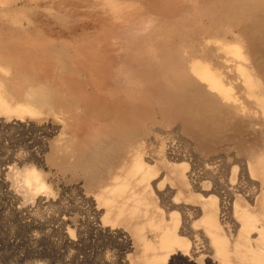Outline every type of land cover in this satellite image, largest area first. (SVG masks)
Returning a JSON list of instances; mask_svg holds the SVG:
<instances>
[{"label":"rangeland","instance_id":"1","mask_svg":"<svg viewBox=\"0 0 264 264\" xmlns=\"http://www.w3.org/2000/svg\"><path fill=\"white\" fill-rule=\"evenodd\" d=\"M263 5L0 0V264H142L138 226L153 246L160 227L187 239L189 250L167 264H228L205 248L216 230L205 220L208 197L226 204L216 215L229 241L249 214L252 242L264 246V175L250 170L264 154V113L239 70L257 76ZM194 64L233 98L210 88ZM256 84L264 96L263 80ZM139 149L151 169L161 166L157 175L112 192ZM25 169L40 170L51 193L22 185ZM100 193L124 203L123 217L107 222ZM155 251L162 264L169 250Z\"/></svg>","mask_w":264,"mask_h":264},{"label":"bare ground","instance_id":"2","mask_svg":"<svg viewBox=\"0 0 264 264\" xmlns=\"http://www.w3.org/2000/svg\"><path fill=\"white\" fill-rule=\"evenodd\" d=\"M262 27H264V24L262 25ZM253 58L255 60V65H254L255 74L258 76V80H263V82H264V47L260 48L254 54ZM192 69H193V72L201 78V80H205L208 82V85L210 88L217 90L225 98H233V96L230 94V89H226L222 85V83L220 81H218V79L212 74V71L209 68L200 66L198 64H194ZM239 70L246 77V80L248 81V88H249L250 92L255 94L256 96H258V98H259L258 102H256V101L255 102L259 106L262 107V110L264 113V98H261L264 96H259L255 92V89L257 88L256 82H258V80L256 79L257 76H256V78L250 76L247 72H244L245 68L242 66H239ZM197 101H198V99H197ZM25 107H26V105H22V104L18 105V108L22 112L26 111ZM223 107L224 108H222L221 110H223V111L227 110L226 113H229L228 116L232 115L230 108L227 109L228 106H223ZM231 118H232V116H231ZM19 119L22 120V118H19ZM238 121L239 120H237L236 124L238 123ZM219 122H221V119L219 120ZM134 140H135V138H134ZM136 141H137V139L135 140V142ZM257 153L258 154L256 157V165H255V167L251 166L252 168L250 167V170H255V171L258 170L262 173V175H264V154H261L259 152H257ZM74 156H75V153H74ZM168 156L171 160H178L180 158L179 151L176 150V148L169 149ZM69 157H71V156H69ZM120 157H122V155ZM65 159H67V157ZM115 165H116V163H115ZM181 165L186 167L185 163H182ZM128 167H129L128 170L125 171L126 172L125 175L123 172L121 174H118L117 178L115 179V180H118V179H120V177H122V179H125V183L121 182L120 186H119V184L117 186H115V184L111 185L112 187L111 186L110 187H111L112 192L119 191V190H123V192H125L130 186L132 187V189H134L133 187L142 183L143 180H145L146 178L155 177L159 171V168H161V166L158 165V168H157L158 171H156L155 169H151V167L146 165V162L143 158L142 149L135 151L134 156L132 158V161ZM192 175L193 174H191V176ZM188 176L191 177L190 175H188ZM17 178L20 179V183L24 186H29L30 184H32V182L33 183L35 182L37 184L36 189H37L38 195L51 193L50 192L51 191L50 186L48 185V183L44 179L43 175L41 174V171L38 169H32V170L25 169L23 171H19ZM131 178L132 179L136 178L135 179L136 181L133 180L134 183H132L133 181ZM194 179H195V177H194ZM195 181L196 180H194L193 182L197 183V181L196 182ZM94 183H95V181H94ZM195 187L199 188L198 190L201 189L200 190L201 192H202V190H204L201 187V184H199V182H198V184L195 185ZM127 191H129V190H127ZM182 191L183 190L181 189L180 193ZM30 194H32V193H30V191L27 190V193L25 194V196H29ZM204 196H206V195H204ZM98 200L101 203H104L103 205L107 207V213H106V215L108 216L106 218L107 222H110V218H112V217L109 215L112 213H115L117 218L123 217V215L125 213L124 203L121 204L117 200H112L110 197V194H108V193H100V198H98ZM175 202L176 201L173 199L170 200V205H174ZM220 204H219V208H218L217 201L214 197H208L203 203L204 206L209 207V212H208L206 219H205L206 223L208 224L209 227L216 229L215 231H213L212 229H209L207 232L209 237L207 235H206V237H204L205 248L207 249V251H210V253H212L214 257L219 256V255L224 256L227 259L228 264H264V246L260 245V243L252 242L253 237H251V235L249 233L254 228L257 227L256 224L253 223V218L251 217V215L244 214V216H243L244 224H243V227L240 228L238 235H237V238L234 241L233 240L229 241V239H227L222 234V232L220 231L221 225L219 224L220 222L218 221L217 215H216L218 209L222 210V211H224L226 209L225 208L226 204H224V203H223V205H220ZM106 207H104V208L106 209ZM160 228H162V229L160 230V233L158 235L159 240L156 243V245H154V246H153V244L151 245L149 239L145 236L144 231H143V227L138 226V227L134 228V231L139 236V240H140V243H141L142 248H143L142 249V255L140 256V260H139L142 264H156L157 259H158V254L155 251V246L159 247V245H160V248L163 246L169 250V252L166 254L164 259L162 260V264H167L169 258L171 256L177 254L182 249H185V251L189 250L190 243L187 241V239H185V237H182L177 232H172L168 228H163V227H160ZM130 244H131V242H130V240H128L127 245L129 246ZM193 251H195V250H193ZM192 253L195 254V252H192ZM183 254H185V253H183ZM212 261L214 263L216 262L215 259Z\"/></svg>","mask_w":264,"mask_h":264}]
</instances>
